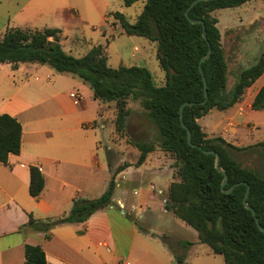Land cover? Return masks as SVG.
<instances>
[{
    "label": "trees",
    "instance_id": "1",
    "mask_svg": "<svg viewBox=\"0 0 264 264\" xmlns=\"http://www.w3.org/2000/svg\"><path fill=\"white\" fill-rule=\"evenodd\" d=\"M140 0H122L130 6ZM193 0H143V7L134 22L115 12L114 18L127 35L142 36L156 44V59L164 72L162 85L154 82L150 70L143 65L107 63L105 46L96 44L82 56L66 52L60 43V29L46 27L30 29L8 27L0 35V64L13 67L20 63L48 65L60 73H69L87 84L93 97L101 102L115 103V129L123 135L126 118L130 114L127 100L137 101L145 117L154 125L152 139L134 138L130 143L138 150L135 165L141 164L156 149L173 159V181L169 184L164 208L194 228L198 239L211 251L223 257V264H264V140L251 146L238 147L222 136H208L198 122L209 110H224L238 102L245 88L264 73V51L257 60L239 73L230 94H226L227 65L220 43L217 9L236 7L250 0H201L189 10L188 16L202 23H193L185 11ZM211 48L209 57L201 62ZM207 85L204 100L203 77ZM183 106V127L179 117ZM253 110H264V83L251 102ZM187 129L191 143L187 141ZM22 126L8 113H0V162L9 154H18L21 146ZM248 150L260 160V165L243 166L237 151ZM220 157L215 167V154ZM109 164V163H108ZM128 165V164H127ZM125 166H118L111 175L107 188L95 198L75 197L70 211L58 218L36 219L29 214L21 231L44 232L57 224L85 221L92 213L111 203L115 188V175ZM225 175L227 180L223 187ZM231 186L233 188L229 192ZM44 187V177L36 166H30L29 194L38 197ZM247 187L249 193L245 207L242 202ZM167 243V242H166ZM191 242L183 241L187 246ZM181 263L182 257L176 256ZM23 264H46L39 245L25 244Z\"/></svg>",
    "mask_w": 264,
    "mask_h": 264
},
{
    "label": "crops",
    "instance_id": "2",
    "mask_svg": "<svg viewBox=\"0 0 264 264\" xmlns=\"http://www.w3.org/2000/svg\"><path fill=\"white\" fill-rule=\"evenodd\" d=\"M101 1L105 0H1L0 35L8 27L70 26L80 14L85 19L92 13L97 15ZM51 14L61 19L59 25H37V19L46 20ZM60 35L61 43L65 38L61 29ZM4 65L13 72L29 75L34 81L42 78L43 83L31 92L22 90L28 83L22 81L10 90L7 88L9 92L0 98V113L10 114L22 126L19 153L9 154L5 163L0 162V264H23L25 244L41 246L46 264H215L211 253L220 254L202 243L196 230L183 220L178 218L182 223L170 220L175 216L164 208L169 184L174 180V168L165 163L160 151L149 153L141 164L135 165L137 150L136 158L115 175V185L120 179L124 186L120 193L115 196L113 191L111 203L85 221L57 224L48 238L44 232L21 231L29 214L36 219L58 218L70 211L73 198L98 196L101 143L93 118L99 112L89 119L85 114L88 108L95 110L93 105L88 107L86 99L91 97L97 107L98 100L87 84L63 76L69 73L57 72L53 77L48 65L20 63L13 67L3 63L0 67ZM64 79L73 82L63 88ZM263 83L264 79L253 97ZM39 116L43 118L36 119ZM99 116L102 118V112ZM202 128L207 134L212 133V129ZM109 147L104 150L105 160ZM30 166H36L44 177V187L37 198L29 194ZM156 211L182 234L174 238L173 251L157 240ZM183 241L191 243L183 246ZM203 244L209 247V252L198 250ZM176 256L183 261L179 263Z\"/></svg>",
    "mask_w": 264,
    "mask_h": 264
},
{
    "label": "rangeland",
    "instance_id": "3",
    "mask_svg": "<svg viewBox=\"0 0 264 264\" xmlns=\"http://www.w3.org/2000/svg\"><path fill=\"white\" fill-rule=\"evenodd\" d=\"M99 4L97 15L92 13L85 19L83 14H80L81 16L78 15L74 24L60 26L62 35L65 36L61 41L62 48L78 57L80 53L87 51L91 45L102 44L105 46L108 65L111 67H117L118 65L146 66L152 73L154 82L157 85H162L165 81V75L156 59L155 42H151L142 36L125 34L119 22L113 16L115 12H120L129 22H134L142 10L143 0L130 6H125L122 0H105L99 2ZM0 14H2L1 11ZM212 15L218 20L216 25L220 33V43L227 65L224 91L226 94H230L238 81L239 73L252 65L264 51V0H250L236 7L217 9L212 12ZM0 22H2L1 19ZM36 23L37 25L43 23L59 25L61 19L51 14L46 20L37 19ZM48 68L53 77L57 75V71L50 66ZM63 76L75 78L76 81L80 80L73 75L70 76V74ZM263 79L264 73L249 87L245 88L241 99L231 107L224 110L212 108L206 116L200 119V124L207 131L212 129V133H209L208 136H222L227 142L238 147L251 146L264 140V110H253L251 108V100L255 89ZM22 81H28L22 87V90H31V92L36 89L37 84L43 83L42 78L39 81H34L29 75L18 74L5 65L1 66L0 98L9 92L7 88L10 90L11 87L14 88L15 85H20ZM64 81L63 88L69 87L73 82L71 79H64ZM86 100L88 107L91 105L95 107V110L86 109V119L91 118L90 116L95 115L97 112L103 114L102 118L99 114L93 118L94 121H97L94 128H96L95 132L98 134L97 140L101 143L98 162V194H96V196H99L107 188L110 177L116 168L126 166L130 160L136 158L137 149L130 143L128 138L132 136L137 139H152L156 129L145 117L138 102L128 99L127 107L130 114L126 118L124 133L120 135L116 132L114 124L115 103H105L98 100L97 107L95 102L91 101V97ZM42 118L43 116L36 117L39 120ZM102 124L103 127H101ZM109 145L110 147L106 149L107 159L105 160L104 150ZM156 151L160 150L156 149ZM160 154L161 157L164 156L165 163L167 162L171 166L173 159L170 155L163 151H160ZM236 157L243 166H258L261 164L256 155L248 150L237 151ZM121 182L122 180L119 179L118 184L115 185V196L124 187ZM155 213L159 222L158 227H154L155 235L159 236L157 240H160L170 251H173L174 238L182 234L178 227H170L171 222L167 221V218L161 212L156 211ZM175 219L182 223L177 216H171L170 220ZM198 250L209 252V247L203 244L198 247ZM210 258L214 260L215 264H223L221 255L211 253Z\"/></svg>",
    "mask_w": 264,
    "mask_h": 264
},
{
    "label": "water",
    "instance_id": "4",
    "mask_svg": "<svg viewBox=\"0 0 264 264\" xmlns=\"http://www.w3.org/2000/svg\"><path fill=\"white\" fill-rule=\"evenodd\" d=\"M198 1H201V0H193V1L191 2V4L188 6V8L186 9V11H185V15H186L188 18H189L188 13H189L190 8H191L196 2H198ZM189 20H190L191 22H193V23H202V27H203V30H202V31H203V36L206 37V35H205V28H204V25H203L202 20H193V19H191V18H189ZM210 52H211V48H210V46H208L207 54H206V55L200 60V64H201V62H203L204 60H206V59L209 57ZM200 64H199V70H200V72H201V74H202V77H203V83H204V100H203V102H205L206 99H207V85H206V81H205V78H204V76H203V71H202V68H201ZM188 103H189V102H185V103L181 104V106H180V108H179V117H180V121H181V124H182L183 127H186V126H185V124L183 123V117H182V114H183V113H182V110H183V106L186 105V104H188ZM187 141H188V143H191V132H190L188 129H187ZM205 152H209V153H214V154H215V157H216V160H215V167H216V169H217L218 171H222V170L220 169V166H219L220 157H219L218 153H215L214 151H205ZM222 172H223V171H222ZM226 180H227V176L225 175V177H224V181L222 182L221 187H223V185L225 184ZM232 188H233V186H231L228 190H224L223 188H222V190H223L224 192H229V191H231ZM248 193H249V187H247V189H246V192H245V194H244V197H243V199H242V202H243V204L245 205L246 208L252 210V208H251V207L247 204V202H246V199H247ZM252 213H253V215H255L254 210H252ZM255 220H256V224H257V226L259 227V229L262 230V231H264V228L258 223V220H257V219H255Z\"/></svg>",
    "mask_w": 264,
    "mask_h": 264
},
{
    "label": "built area",
    "instance_id": "5",
    "mask_svg": "<svg viewBox=\"0 0 264 264\" xmlns=\"http://www.w3.org/2000/svg\"><path fill=\"white\" fill-rule=\"evenodd\" d=\"M121 264H130V263H128V262H122Z\"/></svg>",
    "mask_w": 264,
    "mask_h": 264
}]
</instances>
